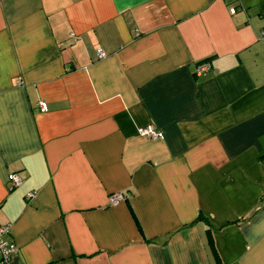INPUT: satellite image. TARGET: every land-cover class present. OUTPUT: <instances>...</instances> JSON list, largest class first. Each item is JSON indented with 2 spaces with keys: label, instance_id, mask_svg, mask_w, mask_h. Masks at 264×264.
<instances>
[{
  "label": "crops",
  "instance_id": "0c3cea01",
  "mask_svg": "<svg viewBox=\"0 0 264 264\" xmlns=\"http://www.w3.org/2000/svg\"><path fill=\"white\" fill-rule=\"evenodd\" d=\"M263 31L264 0H0L9 264H264Z\"/></svg>",
  "mask_w": 264,
  "mask_h": 264
},
{
  "label": "built area",
  "instance_id": "2783aa9c",
  "mask_svg": "<svg viewBox=\"0 0 264 264\" xmlns=\"http://www.w3.org/2000/svg\"><path fill=\"white\" fill-rule=\"evenodd\" d=\"M263 33H264V31H263ZM97 56L99 58L104 57L105 56L104 51L101 49H98L97 50ZM209 68H210V65H208L207 63H199L196 71L197 72L206 71ZM38 106H39L40 110H42V111H45L47 109V106L43 101H39ZM137 132L141 136L152 138V139H156L159 136H161V132L155 130L150 125L139 126L137 128ZM8 180L10 181L12 187H18L22 183L21 178L16 173H10L8 175ZM33 196H34V193L32 191H29L27 193V198L30 199ZM123 197H124L123 193L117 192L114 194H110L108 197V201L110 204L114 205V204L118 203V201L120 199H122ZM10 230H11L10 224L0 223V264H9L12 256L14 254H16L18 251V247L15 244V242H13L9 238V235L11 234Z\"/></svg>",
  "mask_w": 264,
  "mask_h": 264
},
{
  "label": "trees",
  "instance_id": "16d2710c",
  "mask_svg": "<svg viewBox=\"0 0 264 264\" xmlns=\"http://www.w3.org/2000/svg\"><path fill=\"white\" fill-rule=\"evenodd\" d=\"M208 242H209L210 246L213 247V243H212V239H211L210 235L208 236Z\"/></svg>",
  "mask_w": 264,
  "mask_h": 264
}]
</instances>
